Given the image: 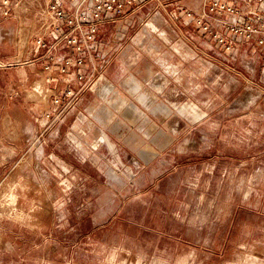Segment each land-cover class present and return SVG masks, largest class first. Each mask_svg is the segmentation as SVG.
I'll use <instances>...</instances> for the list:
<instances>
[{"label": "rangeland", "instance_id": "obj_1", "mask_svg": "<svg viewBox=\"0 0 264 264\" xmlns=\"http://www.w3.org/2000/svg\"><path fill=\"white\" fill-rule=\"evenodd\" d=\"M9 1L0 264H264V0H225L251 12L243 36L225 35L230 50L184 17L210 0L148 1L124 33L104 29L106 79L101 64L84 104L51 128L29 96L48 0ZM132 76L166 113L129 92Z\"/></svg>", "mask_w": 264, "mask_h": 264}, {"label": "built area", "instance_id": "obj_2", "mask_svg": "<svg viewBox=\"0 0 264 264\" xmlns=\"http://www.w3.org/2000/svg\"><path fill=\"white\" fill-rule=\"evenodd\" d=\"M154 0H48L42 13L41 34L32 43L37 63L43 64L44 77L31 87L29 96L40 105L44 127L62 124L76 110L83 95L91 91V79L97 70L95 61L106 60L101 33L107 26L118 24L122 17L143 9ZM187 24L198 26L209 40L224 49H232L233 40L225 35H244L243 25L251 21L249 14L225 0H210L196 14L183 10ZM12 14L9 0H1L0 16ZM250 30L246 25L245 31ZM125 31L122 30V33ZM90 64V77L84 71ZM56 72L64 77L59 78ZM63 84L61 87L60 85ZM90 87V88H89Z\"/></svg>", "mask_w": 264, "mask_h": 264}, {"label": "crops", "instance_id": "obj_3", "mask_svg": "<svg viewBox=\"0 0 264 264\" xmlns=\"http://www.w3.org/2000/svg\"><path fill=\"white\" fill-rule=\"evenodd\" d=\"M128 13H129V15L127 16V17H122L120 20H119V22H118V24L115 26L116 28H118V29H120L121 31L123 30V31H125V28L126 27H124V24H126V25H129V20L133 17V15H134V13L133 14H130V13H132V10H129L128 11ZM120 26H123L122 28L120 27ZM137 60V59H136ZM110 61L106 58V60H104V61H99V60H97V61H95V66L97 67V70L94 72V76H93V78L91 79V81H94V79L96 78V76L98 75L99 77H100V75L99 74H97V72L99 71L98 70V68L100 67V65H101V68L102 69H104V70H101L103 73V75H101V78L100 79H102V78H105V76L106 75H108V68H109V65H110ZM42 65V67H43V64H41ZM106 69V70H105ZM84 71L88 74V77H90V75H91V73L93 72V69H92V67H91V65L90 64H87V65H85V67H84ZM55 75L57 76V77H59V78H63L64 76L61 74V73H59V72H56L55 73ZM106 79V78H105ZM126 84V87L128 88V90H129V92L132 94V95H135V94H137L138 93V101L142 104V105H144L147 109H151V108H153L155 105H157V101H156V98L155 97H153L151 94H149V93H146V92H143V90H142V84L138 81V80H136L135 79V77H131L130 79H128V80H126V82H125ZM61 87L63 86V84H61L60 85ZM103 90H104V94H105V96H107L109 93L111 94V93H115V98L111 101V103L116 107V108H118V107H123V106H125V105H127V100L126 99H124V98H122V95H120L119 94V92H116L115 91V86L114 85H110V84H104L103 85ZM87 96H88V93L86 92L84 95H83V97H82V99H81V102L79 103V105H78V107L76 108V110L75 111H73V112H76L77 110H78V108L79 107H81L83 104H84V102L86 101V98H87ZM158 107L156 108V110H162L163 112H167V110H166V108L164 107V106H162V105H157ZM129 108H130V110L134 113H138V111H137V109H136V106H134V105H130V106H128ZM72 112V113H73ZM104 114H106V115H104ZM101 118H102V120H104V122L106 121V120H108V121H112L113 120V117H112V114L109 112V111H107V112H102L101 113ZM141 117V116H140ZM106 118V119H105ZM104 142H106V137L104 136V132H103V139H102Z\"/></svg>", "mask_w": 264, "mask_h": 264}]
</instances>
